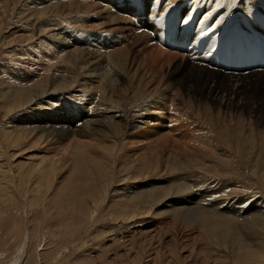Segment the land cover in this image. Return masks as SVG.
Here are the masks:
<instances>
[{
    "label": "rangeland",
    "instance_id": "rangeland-1",
    "mask_svg": "<svg viewBox=\"0 0 264 264\" xmlns=\"http://www.w3.org/2000/svg\"><path fill=\"white\" fill-rule=\"evenodd\" d=\"M54 1L56 4H53ZM32 2L37 3L36 0H0V13L3 14L0 19V166L2 163L12 164L20 182L18 188H8L5 194H0V264H10L13 261L24 232H30L27 249L28 253H31L29 264H246L245 254H242L243 244H257L260 241L259 236L264 237V232L259 235V232L263 231L262 223L260 225L259 222H253L258 214H254L251 209L244 216L248 217L252 213L256 216L248 217L247 220L242 217L240 222L241 219L235 217L234 212L223 210L230 218H239V222L231 223L233 226L220 225L212 229L205 225L204 228V219L210 213L197 210L195 201L200 199L204 202L206 197L198 194L199 188L195 186L197 183H205L201 187L203 190L206 185H213L212 183L227 185L226 191L214 194V201L212 197L209 198L212 199L210 204H201L205 206V210L214 211L218 208L216 203L227 198L236 200V204L237 201L248 199L244 204L248 209L256 202L264 200V142L255 140L251 143L244 141L243 137L237 139L236 120H230V116L234 119H250L254 127L264 131V64L246 65L249 67L246 75H262L252 77L233 95L228 85V73L223 67L225 64L216 61L218 56H212L213 61H208L212 67L200 76L196 71H190L192 60L189 59L190 54L185 53L196 52L197 49L187 51L184 48L177 49L176 45L170 43L160 45V41H151L149 36H154L153 31L156 29L161 30V26L169 22V16L184 22L193 21L196 26L210 31V34L191 35L187 30L186 33L199 43L201 49L205 36L217 39V32L242 33L244 26L238 22L248 27L246 32L249 27L255 29L259 26L264 20V0H244L243 4L236 0L235 5L232 0H70L69 2L75 5L66 6L67 8L61 4L64 3L63 0H46L43 4L48 6L52 3L46 9H42L41 4L36 7ZM238 14L243 16L242 21L236 19ZM139 17L142 21H148L146 25ZM220 17L227 19L225 27L214 26ZM58 27H65L70 31L78 29V32L106 31L111 41L120 40L122 44H128L138 62H143L144 59L153 62V57L160 47L165 52L172 53L169 61H161L158 58L154 62L161 72L157 79L160 84L156 89L160 91L162 85L171 83L175 78H180L183 94L187 91V85H193L190 91L191 103H187L185 95L187 100L184 98L185 103L182 104L184 108L187 107L185 110H188L189 117L186 120L189 125L180 119L179 124H176V131H172V138L164 143L166 137L163 136H167V129L173 127L170 122L173 110L170 108L167 117L165 114V117H162L163 113L157 110L148 114V125L146 124L144 129L143 126L140 129L131 128L125 135H99L100 139L93 141L83 137L79 141L88 142L94 150L97 149L95 153L100 154L102 162L112 163L109 180L104 179L105 176L100 175L96 168H93V171L97 179L85 175L84 169L77 176L76 173L60 172L56 168V176L45 174L43 181H48L37 184L34 178L36 169L33 168L38 166V161L49 159V156L53 159L55 156V160L58 158L63 159L62 162L71 163V151L77 141L60 136L49 139L41 136L39 131L31 132V127L38 124L35 118L45 117L42 116L45 111L36 114L30 121L22 120L20 113H11L10 104L14 97L12 76L16 73L20 74V77H31L33 74L40 78L47 74L51 80L52 72L58 71L55 80L58 86L67 84L70 89L57 94L53 100L55 104L62 101L70 107L74 106L71 101H74L75 96L82 95L81 91L85 93V97L93 96L96 92L91 91L94 86H98L97 82L92 81L89 85L82 86L81 79L87 71L78 70L77 60L72 59L71 64H67L59 55L55 58L50 54L51 33L48 31L49 28ZM257 28L262 34L260 26ZM250 34L259 39V33ZM238 40L239 37L235 35V41ZM249 41L254 44L255 50L258 47L264 50L263 42L256 44L253 38H249ZM246 44L244 41V45ZM239 46L237 45L235 50ZM233 51H229V54L233 55ZM147 66L148 64L142 70L147 69ZM243 69L236 68L235 71L240 72ZM71 75H76L75 81L69 78ZM207 75L210 76L207 78L209 82L215 83L212 89L206 84ZM59 78L63 80L59 81ZM44 84L49 87L52 81H46ZM157 90H150L152 97L157 94ZM98 94L101 92H97ZM145 95L139 96L137 101ZM219 106H222L220 112L226 110L227 115L219 113ZM94 110L96 109H93L92 114L95 113ZM78 114L76 109L69 113L70 117L76 120ZM161 119L164 127H160ZM11 131L21 137L13 140V133L11 137L4 134ZM196 133L211 138L194 139ZM103 141L116 144L118 151L115 161L110 153L102 148ZM58 154L62 156L59 158ZM178 158L185 161H179ZM60 164L56 163L58 168ZM72 165L70 164V168ZM94 165L95 163H92V166ZM20 175H23V179ZM176 180L190 184L189 190L193 191L195 198L193 201H188L191 197L190 191L177 188L169 190L167 198L156 197L152 198V201H141L142 199L137 197V193L142 190L149 192L154 187L173 185ZM96 182L104 189L103 193L100 192L101 202L91 210V215L90 211L87 212L81 207L74 211L66 203L62 204L69 203L74 192L76 195L88 197L89 203H92ZM69 188L72 189L69 191ZM226 192H229L228 196ZM105 195L107 196L104 201ZM177 207H183L178 216L173 210Z\"/></svg>",
    "mask_w": 264,
    "mask_h": 264
},
{
    "label": "bare ground",
    "instance_id": "bare-ground-1",
    "mask_svg": "<svg viewBox=\"0 0 264 264\" xmlns=\"http://www.w3.org/2000/svg\"><path fill=\"white\" fill-rule=\"evenodd\" d=\"M36 1H37L36 4H35V2H32V3L35 5L41 4L42 9H46L48 6H51V4H52V3H49V5L47 6V5L43 4L44 1H46V0H39V2H38V0H36ZM63 1H64V3H61V4L64 5L65 8L72 6V4L75 5V3L69 2L70 0H63ZM59 2L60 1H58V4H59ZM54 3H55V1L53 2V4ZM93 3L95 4L96 2H93ZM88 4H89V2H88ZM58 6H60V5H58ZM36 7H39V6L37 5ZM139 11H141V9ZM72 12H73V10H72ZM223 12H225V11H223ZM223 16H224V14H223ZM1 18H3L2 13H0V19ZM139 18L142 21V18L141 17H139ZM225 18H226V16H225ZM225 18H223V19H221V17L219 19L217 18L218 24L216 23L214 26L219 27V28L225 27L224 24L227 21V19L225 20ZM242 18H243V16L238 14L236 19L238 21L239 20L242 21ZM142 22H144V24L146 25V23L148 21H146V22L142 21ZM109 24H111V23H109ZM106 26H105V29H106ZM259 26L262 29V30H260L262 34H260V32H258L259 28H257V27H259ZM259 26H257L255 29L249 27L248 32H246V33H248L250 36H253V34H250V33H254V34H255V32L259 33V36H258L259 40L264 43V20H263V22H261L259 24ZM49 29L50 30L48 32L51 33V35L49 37V41H50L49 42L50 43L49 49L51 50L50 54H53L54 55L53 57H55V58L57 57V55H59V58L67 64H71L72 59L77 60L78 61V65H77L78 70L83 71V69H86V71H87V73H85L81 79L82 86L89 85L91 83L90 81H92V83L97 82L96 84H98V86L93 87V90L91 91V93L93 91L96 92V94L93 96L85 97L86 95H85V93H83V91H81L82 95L74 94V95H76L75 96L76 98L74 99V101H71V102H74V104H73L74 106L70 107L69 105H65L62 101L57 102L56 104L54 103V100H53L54 96H57V94H59V93H63L64 91H66L65 89H67V90L70 89V86H66L67 84L58 86L57 82L55 81L56 77H57L56 72H58V71H55V73L52 72L53 75L51 76V80H49L50 75H47V74H46V76L44 75L43 77H40V78L39 77L36 78L35 76H38V75L34 76L33 74L31 77L28 74H27L28 77H26V76L20 77V74L17 75L16 73L12 76V78H14L15 83L13 82V84L11 86L13 89V93H14V97H13L11 104H10V107L12 108L11 113L12 112H16L17 114L20 113L21 114L20 117L22 120L30 121V120H33V118L35 117L36 114L39 115L45 111L46 113H42V116H45V117L35 118L36 120H38V124H35L34 127H31V129H30L31 132L39 131L40 132L39 134L41 136L44 135L49 139L60 136L63 139L70 138V139H76V141H77L76 142L77 145L74 147V150L71 151V154L73 155V158L71 157L72 158L71 163H68L67 161L62 162L63 159L58 160V158H57V160H58L57 161L54 159L55 156H53V159H52V157L50 158V156H49V159L44 158V159H41L40 161H38V164H37L38 166L33 168V169H36V171H37V172L35 171V173H34V174H36V176L35 177L32 176V178L33 177L36 178L37 184L39 183V185H40V184H43V182L45 183V181H48V180L43 181L45 178V174L49 175L51 173L52 176H56V171H54V170H56V168L60 172L69 171V172H71V174L76 173L77 176L79 175V173H82V171L84 169L85 175L87 174V176L89 175V177H91L92 179H97V176H95V173L93 171V168H96V170L100 172L99 173L100 175L105 176L104 179L109 180V177H111L110 172L112 171V165H111L112 163L109 164L108 162H102L101 161L102 158H99V157H101L100 154L95 153V151L97 149L94 150L92 145L91 144L89 145L88 142H85L83 140L79 141V139H81L83 137L89 138V141H93V140L100 139L98 137L99 135H101V136L102 135L111 136L112 134H114V135H116V134L125 135L128 132V130L131 128H137V129L139 128L140 129V127L142 128V126H143V129H144L146 127V124H147L146 123V116L148 114L157 110V111H161V113H163L162 117H165L166 115H169L168 113H169L170 108H172V110H173V112H172L173 115L170 116L172 118L170 120V122L173 124V127H170L169 129H167V136H166V134H165V136H163V138L166 137L164 139V143H166L170 138H172V134H174V132L176 131V129H175L176 124L177 123L179 124L180 119L189 125V121H187L188 120L187 118L189 117V115L187 116L188 110H185V108H187V107L184 108V106L182 104L185 103L183 100L186 96L188 99L187 100L185 98L187 100V103L188 102L191 103L190 91H191L193 85H190V84L187 85V91L188 92L186 91V93L183 94L184 92H182L183 89H182L181 82H180L181 80H180V78H175V79H173L174 81H172L171 83L169 82V84L162 85L163 87L160 91H158L159 89L158 90L156 89V87L160 84V83L158 84V81H157L158 76H160L159 75L160 71H159V68L156 67V64L154 62L158 58H160L161 61L163 59H165L166 61H169L172 53L165 52L163 49H161L162 47H160L157 50L158 52H156L157 54L154 57L152 56L154 58L153 62H151L152 61L151 59H150L151 61H146V59H144L143 62L139 61L140 62L139 63L136 60V57L132 55L133 52H132V50L128 44H126V43L122 44V42L120 40L117 42L110 40V38L108 37V32H106L107 29H106V31H100L98 33H96L95 30L93 32L92 31H84V30H81L82 32H78V29L77 30L75 29L74 31L73 30L70 31V29L67 30V29H65V27L64 28L58 27V28H54V29L49 28ZM110 31H111V29H110ZM130 31H131V29H130ZM40 33L41 32H39V35H41ZM153 34H154V36L153 35L149 36L150 37L149 39H151V41H153V40H156L157 42L160 41V43H159L160 45L170 43V40L172 39V36L170 34H168V36H167L168 39L166 38V40L163 41L161 39L162 31L160 29L159 30L156 29L155 31H153ZM185 35H186L185 38L182 40H177L175 42L176 44L175 43L174 44L170 43V44L176 45L177 49L184 48L187 51L197 49L196 51H198V52H199V50H206V49L210 50V48L212 47V45L209 46L210 45L209 44L210 38H208V37L205 39V41H202L203 45H202V48L200 49L199 47H201V46H198L199 43L196 42V40L193 39L190 36V34L186 33ZM144 36H146V34ZM261 37H263V38H261ZM52 39H53V41H52ZM145 43H147V42H145ZM200 44H201V42H200ZM136 45H138V44H136ZM229 45H230V48H228V49L231 52L232 51V47H231L232 44H229ZM256 47H258V45ZM198 52H195V53L189 55V59L192 60V66H189V67H190V71H196L197 75L201 76L204 72L209 71L208 70L209 67H212L211 64L208 63V61L212 62L213 61L212 59L214 57H212L213 55L207 56V55L199 54ZM200 52H204V51H200ZM48 62H50V58H49ZM74 64H75V62H74ZM146 64H148L147 69L142 70V68H144L146 66ZM157 64H159V63H157ZM223 67H224V70H226L228 73L227 74L228 85L231 87V90H232L231 93L233 95L235 94L237 89L239 90V88L241 86H243L247 82H249L250 79H252V77H254L256 75H262L259 73L252 74V75H246L245 73L249 72L248 66H245L243 71H240V72L235 71V69H236L235 67L233 68L231 66H226V65H224ZM253 67H255V66H253ZM250 68H252V67H250ZM239 69H241V68H239ZM253 70L255 71L256 69H253ZM163 74L165 75V73H163ZM209 75H210V73H209ZM211 75H213V74H211ZM75 77H76V75H71L69 78H72L74 80ZM209 77L210 76L207 75L205 78V81L208 82V83H206L207 86L208 87L210 86V88L212 89V87L215 86V83H213L212 81L209 82V79H207ZM58 80L62 81L63 79L59 78ZM166 80H167V78H166ZM46 81H52V84H50L49 87H47L44 84ZM150 90H152V91L157 90V94L155 95L157 98H155V96L152 97L153 95H151ZM97 92L98 93L101 92V94L97 95ZM137 93H138V95H137ZM141 94L142 95L146 94V95H145V97L141 98L140 101H137L138 98H140L139 96H142ZM51 97H52V100H51ZM87 98H88V100H87ZM158 98H160V99H158ZM79 102H81V104ZM43 103H45L46 105H43ZM54 105H55V107H54ZM56 106H58V107H56ZM221 108H222V106H219V108H218L219 113L224 114V116L227 115L226 110L223 112H220ZM75 109L79 111V114H78L79 117L77 118V120L75 118H71L69 115V113ZM93 109H96V110H94L95 113L92 114L91 112H93ZM164 114H165V116H164ZM153 115H155V114H153ZM230 120L231 121L236 120L238 133H235V135H236L235 137H237V139H241L243 137L244 141L245 140L248 142L251 141V143L255 140L256 141L260 140V142H262V141L264 142V131L258 129V127H254V125L252 124L250 119L245 120V119H240L238 117L234 119L233 117L230 116ZM161 122L162 123L160 124L161 125L160 127H164V126H162L163 125L162 119H161ZM190 122H191V120H190ZM152 129L154 130L155 127ZM162 129L163 128H161V130ZM172 131H174V132L172 133ZM12 133H13L12 131L11 132H4V134L7 137H11L10 135ZM168 133H171V134L169 135ZM197 133L194 135V137H193L194 139L199 138L202 140L203 138H206V139L211 138V136L208 137V135H205V137H204L203 135L197 134ZM225 133H228V132H225ZM231 135H232V133H231ZM41 136H39V138H41ZM18 137H21V136L19 134L17 136H16V134H14L12 139L15 140ZM36 139H37V136H36ZM206 139H205V141H207ZM228 140L229 139H227L226 143H228ZM239 141L240 140H238V144H239ZM210 142L213 143L212 140ZM102 146H103L102 148L107 153H110V156H112V158L114 160V158L116 157V153L118 151L116 149V144H114V143L108 144V143L103 141ZM68 152H69V150H68ZM58 155H59V158H60V156H62V154H58ZM56 157H57V155H56ZM168 157L170 158V156H168ZM177 160L185 161V160L179 159V158ZM57 162H59V164L61 163L59 165V168L56 165ZM109 162H110V159H109ZM92 163H95V165L92 166ZM70 164H73L71 168H70ZM0 167H1L0 168V170H1V172H0L1 173L0 174V194H5L6 191L9 189L14 190L15 188H18L20 182H18L19 178L16 176V174L14 172L15 170L12 168V164L7 165V164L2 163ZM78 167H82V169H79ZM67 168H70V169H67ZM254 170H255V168L252 169V171H254ZM29 171H30V169H29ZM25 174L26 173H23V175H25ZM23 175H20L21 179H23ZM95 181H98V180H95ZM96 183H97V185H96L97 189L95 187V189L92 193L94 199H93L92 203L90 202L91 205L89 203L88 197H83L80 194L76 195V192H74V195H73V197H71V199L68 198L69 203L64 202L62 204L66 203L68 205V207H71L72 208L71 210H74V211H76L79 207H81V209H84L87 212L90 211L89 213L91 215L93 212L91 210L94 207H96L98 205V203L101 202L100 201L101 200L100 199V194H101L100 192L103 193V189H104V188L102 189L99 187L101 185H99L98 182H96ZM195 184H196V182H195ZM204 184L197 183L195 186L196 188H199L198 194H201V196L206 197L204 199L205 200L204 202L200 201V199L195 201L196 202L195 206H196L197 210L200 211V209H201V212L203 210V211H205V213L206 212L210 213V215L204 219V222H205L204 226H203L204 228L206 227L205 225L211 227L212 229H215L220 225H222V226L223 225L233 226L232 224H235L234 222H237L240 219H241L240 222H242V217L244 218V220L245 219L247 220L248 217L256 216V215H252L254 213V214H258V215L256 216L257 219H255V220L252 219L253 222H255V223L259 222L260 225L262 223V227H263V231L259 232V235H260V233L264 232V200L256 202L255 204H253V207H250L248 209V207L246 208L244 206V204L247 203L248 199L247 200L245 199L242 201H237V204H236V200H232V198H227L224 201L222 200V202H220V201L218 203L215 202L216 205H218V208L214 209V211L210 210V209L205 210V206H202L201 204H204V203L210 204L212 202V199L214 201V197H213L214 194L225 190L227 185H225V184L217 185L218 183L217 184L212 183L213 185H211V186L206 185L207 187L205 186L204 189L202 190L201 187ZM48 186H51V185H48ZM66 187H67V185H66ZM72 188H69V191ZM175 188H177L178 190H186L187 189L188 191L191 192L189 196L193 197V193H192L193 191L189 190L190 184L187 182H179V180H178V182L176 180V183L173 185L170 184V185L154 187L149 192L142 190V192L137 193V197L138 198L140 197L142 199L141 201H152V198H156V197L161 198V199L163 197L167 198V197H169V194H170L169 190L171 191V190H174ZM62 189H63V187H62ZM65 190H66V188H65ZM95 190H97L98 192H96ZM72 191H78V190H72ZM11 192H13V191H11ZM79 193H80V191H79ZM81 193L83 194V192H81ZM139 193H141V194H139ZM221 193H223V192H221ZM228 193H227V196H228ZM106 196L107 195H105V197H104V201L106 199ZM191 197L189 198L188 201H190V200L193 201V199H195L194 197L193 198H191ZM211 197H212V199H209ZM221 198H222V195H221ZM215 199H217V198H215ZM249 199H251V198H249ZM58 201H61V200H58ZM225 201H226V203H225ZM89 208H90V210H89ZM182 208L183 207L174 208L173 209L174 212L176 211L175 215H177V216L180 215V212L183 210ZM251 209H253L254 212L252 214H250L251 216L249 215L248 217H245L244 214L245 213L248 214V212ZM223 210H225V211L231 210L232 212H234L235 217H239L240 219L239 218L238 219L237 218H230L229 217L230 215H228L229 212L227 211L228 213L225 214ZM83 212H85V211H83ZM200 215H202V213ZM253 218H255V217H253ZM249 223H251V221H249ZM234 227H235V225H234ZM224 231H225V229H224ZM29 237H30V232H27V233L24 232L23 233V237H22L20 247L18 249V253L14 257L13 261L10 264H29L30 254H31L30 252L28 253V250H27ZM255 239H256V237H255ZM259 239H260V241H258L256 239L258 241L257 244H256V242H254L256 245H254V243H253V245H249L250 247L243 244L244 252L242 254L243 255L245 254L244 259H246V264H264V237L259 236ZM241 246H242V244H241ZM32 256H33V254H32Z\"/></svg>",
    "mask_w": 264,
    "mask_h": 264
},
{
    "label": "snow or ice",
    "instance_id": "snow-or-ice-1",
    "mask_svg": "<svg viewBox=\"0 0 264 264\" xmlns=\"http://www.w3.org/2000/svg\"><path fill=\"white\" fill-rule=\"evenodd\" d=\"M232 3H233V5H235L236 4V0H232ZM240 3L243 4L244 0H240ZM237 10H239V9H237ZM221 19H223V17H221Z\"/></svg>",
    "mask_w": 264,
    "mask_h": 264
}]
</instances>
